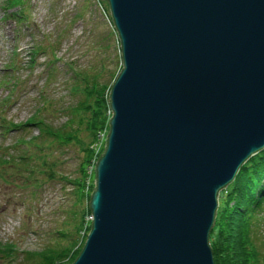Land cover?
I'll return each mask as SVG.
<instances>
[{
  "label": "water",
  "instance_id": "obj_1",
  "mask_svg": "<svg viewBox=\"0 0 264 264\" xmlns=\"http://www.w3.org/2000/svg\"><path fill=\"white\" fill-rule=\"evenodd\" d=\"M122 67L69 264H214L219 193L264 147V0H107Z\"/></svg>",
  "mask_w": 264,
  "mask_h": 264
},
{
  "label": "rangeland",
  "instance_id": "obj_2",
  "mask_svg": "<svg viewBox=\"0 0 264 264\" xmlns=\"http://www.w3.org/2000/svg\"><path fill=\"white\" fill-rule=\"evenodd\" d=\"M99 1L105 3L104 0H30V18L34 23L30 33L8 15L14 9L4 8L1 4L4 0H0V100L9 93V83L2 81V77L9 75V79L15 77L18 80L16 91L4 110L6 119L24 122L38 109L51 125L58 126L68 117L67 106L78 104L83 98L79 92L81 86L77 91L70 89L74 71L92 73L90 65L99 67L104 64L99 80L103 83L112 81L122 64L120 42L113 24L98 5ZM40 40L56 43L54 47L58 45L56 54L48 51L55 59L56 69L51 83L47 81L42 64L44 54L38 53L34 63L26 62L31 44ZM12 58L16 62L13 63ZM7 64H12L14 69H8L6 74L4 68ZM28 129L26 132L10 129L4 133L0 129V152L12 155L15 150L12 152L11 143L17 136L28 138L37 134L36 125L28 126ZM99 132L107 134L108 127ZM88 136L84 130L83 139L87 140ZM46 147L55 171L64 177H42V181L36 184L25 177L26 173H23L25 176L16 173V159L11 158L0 166V245L13 243L14 246L9 255L1 253L0 264H37L39 258L32 253L52 243L53 237H48L47 231L52 233L57 227H62L65 220V226L74 230L80 206L74 204L73 185L67 178L73 179L78 174L80 152L69 145ZM36 176L42 175L37 172ZM73 209L77 211L76 215ZM89 218L90 213L85 219ZM84 229L80 238L85 234ZM81 241L83 238L78 245ZM262 248L264 250V243ZM67 259L56 261L69 264Z\"/></svg>",
  "mask_w": 264,
  "mask_h": 264
},
{
  "label": "trees",
  "instance_id": "obj_3",
  "mask_svg": "<svg viewBox=\"0 0 264 264\" xmlns=\"http://www.w3.org/2000/svg\"><path fill=\"white\" fill-rule=\"evenodd\" d=\"M4 2L7 8H18V12L13 13L17 21L22 20L21 24H30L29 0H5ZM40 43L44 47H41ZM40 43L36 44L37 52L43 49L42 52L49 51L52 55L57 53L58 45L53 46L56 43H44V40ZM35 49L30 53L33 54ZM32 58L31 55L30 60ZM90 67L92 73L74 71L73 85L70 89L77 91L81 86L79 92H82L83 98L78 104L67 106L68 117L62 124L51 125L37 109L21 125L14 127L20 128L21 132H26L29 130L28 126L36 125L37 134L28 138L18 136L11 148L12 152L15 150L12 155L0 152V166L8 163L11 158L16 159L17 164L14 165L16 173L23 176H25L23 173H26L25 177L36 184L42 181V177H64L55 171L56 167L50 161L47 145L57 144L60 147L69 145L80 152L79 172L73 179L67 178L73 185L74 204L80 206L79 217L74 224V230L65 226V220L62 227H57L52 233L47 231V236L53 237L52 243L32 253L39 258L37 264H50L64 257H68L67 260L72 262L81 250L84 240L79 245L78 242L81 238L85 239L90 228V221L85 217L90 213L88 203L93 178L92 172L89 174L88 170L92 161L101 153L97 155L90 145L98 131L108 127V95L121 66L110 83L99 80L100 72L105 69L104 64L99 67L90 65ZM92 68H95V71ZM53 70L51 68L52 73L50 71L46 73L49 83L52 81ZM0 126L5 128L6 124L0 123ZM84 130L89 135L87 140L82 137ZM22 150L24 153H21ZM37 172L42 176L37 177ZM72 212L74 215L77 214L75 209ZM83 227L85 236L80 238ZM257 239L262 241L259 242ZM209 242L214 264H264L262 248L264 243V147L251 155L239 168L234 179L220 191L219 205L214 225L210 230ZM13 250V243L0 245V255L1 253L9 255Z\"/></svg>",
  "mask_w": 264,
  "mask_h": 264
}]
</instances>
